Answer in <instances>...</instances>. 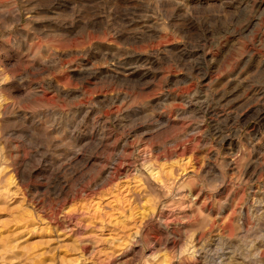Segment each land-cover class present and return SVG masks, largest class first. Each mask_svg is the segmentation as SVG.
Returning a JSON list of instances; mask_svg holds the SVG:
<instances>
[{"label": "rangeland", "instance_id": "obj_1", "mask_svg": "<svg viewBox=\"0 0 264 264\" xmlns=\"http://www.w3.org/2000/svg\"><path fill=\"white\" fill-rule=\"evenodd\" d=\"M0 264H264V0H0Z\"/></svg>", "mask_w": 264, "mask_h": 264}]
</instances>
